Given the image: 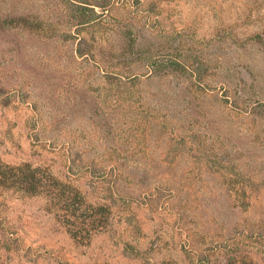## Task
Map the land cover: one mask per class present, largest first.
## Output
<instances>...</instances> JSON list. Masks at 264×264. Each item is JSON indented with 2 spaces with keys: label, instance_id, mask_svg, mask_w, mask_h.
Returning a JSON list of instances; mask_svg holds the SVG:
<instances>
[{
  "label": "rangeland",
  "instance_id": "rangeland-1",
  "mask_svg": "<svg viewBox=\"0 0 264 264\" xmlns=\"http://www.w3.org/2000/svg\"><path fill=\"white\" fill-rule=\"evenodd\" d=\"M29 1L16 0L14 6L21 11ZM134 10L142 16L136 48L144 52L141 56L150 51L160 60L173 55L189 61L202 58L208 64L198 69L201 87L195 83L189 96L176 86L173 75L142 78L124 90L132 101L129 111L135 115L138 106L145 107L155 126L156 139L143 135L145 122L141 127L135 121L129 128L140 129L127 135L147 141L148 153L153 154L149 159L141 155L131 165L133 178L138 173L186 175L175 185L183 187V191L176 189L173 201L179 216L160 213L154 218L140 202L128 210L124 205L117 217L124 225L97 234L85 247L76 245L64 230L57 233L44 226L39 217L31 232L17 235L24 238L23 247H30V255L39 264H190L187 249L194 248L200 259L205 254L214 258L230 244L249 252L260 264L262 241L257 236H264V227L260 234L255 231L264 224V37L251 38L264 33V0H140L138 7L130 5L127 10L117 6L115 16L128 20ZM56 11L47 21V28L53 30L50 36L30 35L23 45V58L16 56V47L8 42L13 32L0 38V160H34L38 152L52 161L60 158L62 164L61 150L68 145L83 154L81 166L97 163L108 170L114 158L110 161L104 122L112 115L105 112L112 107L109 96L117 85L102 78L92 59L83 64L73 59V42L65 39L70 11ZM182 42L185 49L179 47ZM120 60L115 67L123 70L127 58ZM132 64L142 62L137 59ZM40 65L42 77L48 78L45 85L34 71ZM203 84L207 89L201 90ZM73 97L76 106L67 101ZM61 164L56 168L61 170ZM86 179L89 183L90 178ZM122 179L129 182L125 174ZM157 179L149 177L146 184L173 188ZM228 188L254 190L261 198L239 204H250L248 209L233 210ZM122 191L128 194L125 186ZM139 220H143L142 233L134 229ZM155 224L170 231L160 234L161 250L149 251L147 236L156 235ZM168 238L176 240L173 249L167 247L172 245Z\"/></svg>",
  "mask_w": 264,
  "mask_h": 264
},
{
  "label": "trees",
  "instance_id": "trees-1",
  "mask_svg": "<svg viewBox=\"0 0 264 264\" xmlns=\"http://www.w3.org/2000/svg\"><path fill=\"white\" fill-rule=\"evenodd\" d=\"M2 1L4 6L0 4V38L4 39L6 32H13L10 35L13 38L8 42L16 47V56L20 57L23 45L29 41L30 35L50 36L49 31L53 30L47 28V21L51 19L50 14L62 8L64 12L70 11L66 18L70 23L69 29L73 31L68 29L65 32V39L73 42V48H71L73 59L82 61V64L85 60L92 59L97 71L101 72L102 78H109L110 83H116L117 90L110 94L113 104L110 110L105 112V115L107 113L112 115L104 122V125L108 127L107 136H104V139L108 141L110 161L114 158L108 170L97 163L86 167L81 166L83 154L81 151H74L72 146L68 145L61 150L62 164L60 158L57 162L56 159L52 161L38 152L34 160L23 158L15 163L0 160V264H39L37 259L30 255L28 250L30 247L28 249L23 247L24 238L17 235L31 232L34 228L33 221L38 217L42 219L44 226H49L57 233L64 230L76 245L85 247L97 234H106L124 225L117 222V217L121 216L124 205L128 210L132 203L140 202L138 204L142 208L145 205L146 211L154 218L155 214L160 213L170 217L179 216L173 201L177 194L176 189L182 190L183 187L176 188L175 185L183 181L182 178L186 175L164 172L149 176L146 173L137 172L138 178H133V173L130 171L131 165L135 164L141 155L149 159L153 157V154L148 153V147L145 144L147 141L143 142L142 139L137 141L135 137L127 135L140 129L137 126L132 130L129 128L135 121H138V126L141 127L145 122L146 129L141 128L143 135L146 138L156 139L153 136L155 126L145 107L138 106V112H135V115L129 111L128 107L132 101L129 96H126L124 90L142 78L149 79L153 78L152 76L162 78L173 75L176 77V82L174 81L177 83L176 86L183 87V92L187 96L192 95L196 88L195 83L201 87V78L197 71L205 64L208 65L206 60L202 58L197 61L185 60L187 58L182 60L173 55L160 60L156 56H150V51L145 56H141L140 54L144 55V52L136 48L141 34L142 16L137 10L128 15L130 17L128 20L126 18L119 20L115 16L117 6L127 10L130 5L138 7L140 0H30L28 4H22L21 11L14 6L16 0H0V3ZM10 6L11 8H6ZM33 11L37 12L33 13ZM61 21L64 22L63 19ZM263 35L264 33H259L251 39L264 37ZM117 37H119L118 40H116ZM179 47L183 49L185 44L182 42ZM173 50L175 51L176 48ZM21 57L23 58V54ZM120 57L127 58L123 70L115 67L122 61ZM137 59L142 62L139 66L132 64ZM43 69V65H40L39 68H34V71L42 79L41 84L45 85L48 78L42 77ZM179 76H183L185 80H180ZM203 88L207 89L204 84L201 90H204ZM67 101L76 106L73 103L76 101L75 97L67 98ZM189 108V106L185 107L186 110ZM34 113V118H37V111L34 110ZM161 118L167 120L168 117ZM157 148L160 149L159 143ZM59 164L62 165L63 170L56 168ZM124 174L129 179L127 184L122 179ZM149 177H158L156 180L158 183H170L173 188L162 189L158 184L150 188L151 186L146 184L149 183ZM84 178H90V182L87 183L88 180ZM123 186L127 188L128 194H123ZM253 191L228 188L226 193L234 202L233 210L242 207L248 209L250 204L248 206L239 204L248 199L252 200L255 196L258 199L261 198ZM261 210L264 212V204H261ZM120 220L125 222L124 219ZM262 227L264 224L258 225L256 235L261 233ZM143 228V220L137 221L134 227L136 233H142ZM168 231L170 230L165 225L155 224L156 235L147 236L148 250H161L163 240L160 234ZM182 231V228H179V232ZM257 237L262 241L260 264H264V236ZM168 240L172 241L171 246L168 244V249H173L175 238L172 240L168 238ZM226 243H228L227 239ZM186 253L190 264L191 262L196 264L195 260L202 262L200 264H258L249 252L236 244L220 249L214 258L205 254L200 259V253L194 248L187 249Z\"/></svg>",
  "mask_w": 264,
  "mask_h": 264
}]
</instances>
